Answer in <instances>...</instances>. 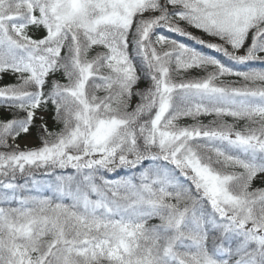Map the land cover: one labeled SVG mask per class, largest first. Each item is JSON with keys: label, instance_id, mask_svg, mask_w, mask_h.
Wrapping results in <instances>:
<instances>
[{"label": "snow or ice", "instance_id": "1", "mask_svg": "<svg viewBox=\"0 0 264 264\" xmlns=\"http://www.w3.org/2000/svg\"><path fill=\"white\" fill-rule=\"evenodd\" d=\"M5 75L0 264H264V0H0Z\"/></svg>", "mask_w": 264, "mask_h": 264}, {"label": "trees", "instance_id": "2", "mask_svg": "<svg viewBox=\"0 0 264 264\" xmlns=\"http://www.w3.org/2000/svg\"><path fill=\"white\" fill-rule=\"evenodd\" d=\"M162 31H163V34L169 35L173 39H177L180 42H184V43H188V44H191L193 46H196L195 45V42L194 41H190L187 37H180L177 34H173V33L167 32V30H162ZM189 31H192L194 35H197V36L201 35V33L198 30L189 29ZM94 54H95V51L90 52V56L91 55H94ZM210 54H213V53H210ZM253 66L254 67H257V68L262 67V65H260L258 62L255 63ZM203 74L204 73L201 70H199V69H193V70H189L188 73H182L181 72V73H175L174 75L177 77V79H179L180 76H186L188 78H195V77L202 76ZM56 78L57 79H61V82H64L63 81V78H62V76L60 74H57V77ZM235 79H236L235 77H226L225 78L226 81H232V80H235ZM9 82H14V77L11 76V75H5L3 77V79L0 80V84L9 83ZM147 85H148V81L147 80H141L140 82H138L137 86L133 90L134 91H136L137 89L142 90L145 87H147ZM103 94H104L103 92H98L97 93V95H103ZM138 102H139V97L134 96L132 98V101H131V106L132 107H135V105ZM212 119H213V117H211V116H201L200 117V121L202 123H204V124H207ZM225 119L227 120V122L232 123V119L230 117H226ZM45 120L49 122L50 127H52V128H58L59 127L58 125H56L54 123V121H52L51 114L46 115L45 116ZM193 122L194 121H192L191 119H183V120L180 121V123L182 125H184V124H191ZM38 123H39V121H38ZM243 124H244V122L241 121V122H239V125L238 126L242 127ZM33 132L35 133V129L33 130ZM33 137L36 139L37 145L39 146L40 145L39 138L37 136H35V135ZM17 143H18V141H17ZM2 150L3 149H0V151H2ZM43 171H44L43 169H34L33 170L34 176H29L27 173H25L23 175H21V174L18 173L15 182L18 183V184H24V183L27 182L29 184V186H31V180L33 178H35L37 180L49 179V177H46V176L43 175ZM57 171H58V173L62 171L63 174H70V173H73L74 172V170L71 169V168L64 169V170H57ZM126 173H127V170H118L117 171V174H109V177L108 178L115 179V178L118 177V175L122 176V175H125ZM0 179H3V177H0ZM65 202L67 203V202H70V201H65ZM150 223H158V221L153 220V221H150Z\"/></svg>", "mask_w": 264, "mask_h": 264}, {"label": "rangeland", "instance_id": "3", "mask_svg": "<svg viewBox=\"0 0 264 264\" xmlns=\"http://www.w3.org/2000/svg\"><path fill=\"white\" fill-rule=\"evenodd\" d=\"M31 142L30 143H25V138H22L21 140L18 141L20 144L21 149H24L25 147L31 148V147H37V141L34 137L30 138Z\"/></svg>", "mask_w": 264, "mask_h": 264}]
</instances>
